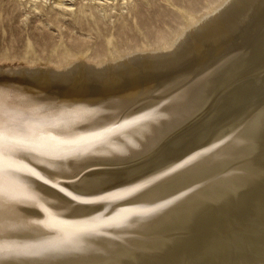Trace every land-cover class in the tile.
<instances>
[{
    "label": "bare ground",
    "instance_id": "bare-ground-1",
    "mask_svg": "<svg viewBox=\"0 0 264 264\" xmlns=\"http://www.w3.org/2000/svg\"><path fill=\"white\" fill-rule=\"evenodd\" d=\"M178 10L141 47L0 60V111L41 142L0 264H264V0Z\"/></svg>",
    "mask_w": 264,
    "mask_h": 264
},
{
    "label": "rangeland",
    "instance_id": "rangeland-1",
    "mask_svg": "<svg viewBox=\"0 0 264 264\" xmlns=\"http://www.w3.org/2000/svg\"><path fill=\"white\" fill-rule=\"evenodd\" d=\"M53 1L38 0L33 10L29 0H0V60L45 63L59 52L95 56L141 47L176 27L180 7L206 0H130L126 6L115 0L112 11L101 13L88 0H71V12L55 9Z\"/></svg>",
    "mask_w": 264,
    "mask_h": 264
},
{
    "label": "snow or ice",
    "instance_id": "snow-or-ice-1",
    "mask_svg": "<svg viewBox=\"0 0 264 264\" xmlns=\"http://www.w3.org/2000/svg\"><path fill=\"white\" fill-rule=\"evenodd\" d=\"M38 141L30 129L24 127L21 121L6 117L0 111V211H3L6 203L18 200L21 196H28L27 190L17 181V175L23 171V167L16 159L25 151H39ZM261 176L264 177V154L261 156ZM36 175V173H32ZM38 178V177H37ZM116 179V177H101L100 182ZM47 183V181H45ZM55 186V185H53ZM29 198H31L29 196ZM76 199V197H73ZM81 203H89L81 200ZM41 208L47 213V209ZM0 246V251H3Z\"/></svg>",
    "mask_w": 264,
    "mask_h": 264
}]
</instances>
